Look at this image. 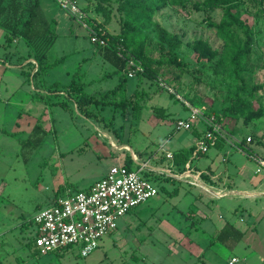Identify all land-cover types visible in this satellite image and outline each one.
<instances>
[{"label":"rangeland","instance_id":"1","mask_svg":"<svg viewBox=\"0 0 264 264\" xmlns=\"http://www.w3.org/2000/svg\"><path fill=\"white\" fill-rule=\"evenodd\" d=\"M201 1L189 0L186 8L169 5L154 17V23L182 39L177 54L188 68L182 74L164 68L157 81L134 74L128 77L127 89L116 101L129 102L139 93L140 117L132 108L90 105L81 110L77 92L65 98L60 93L46 95L55 82L85 84L87 95L99 98L118 84L120 75L108 76L114 68L103 60L83 24L119 33L123 0H79L81 13L76 17L57 0H41L45 17L56 21L57 40L44 61L50 66L35 78L32 65L27 66L31 60L36 62L29 58L30 47L20 38L9 46L0 27V264H229L233 257L238 259L235 264H264V196L241 194L244 189L264 191V171L257 173L255 159L236 148L244 140L258 157L264 156V116L245 123L243 117L224 112L239 93H244L241 97L254 111L264 112V1L240 0L237 8L255 36L250 63L254 71L245 79L246 90L232 68L216 60H198L192 48L196 40L220 52L224 48L208 25L209 19L219 23L223 11H199L195 4ZM148 33L149 51L160 57L154 24ZM65 99L69 111L51 104ZM188 105L203 115L191 130L177 129L178 120L191 118ZM156 108L163 109L165 116L157 117ZM211 112L222 115L221 125L231 137L221 151L211 147L199 157V168L210 162L216 174L230 173L226 179L232 187L226 188L230 183L224 184L221 178L211 179L215 193L206 192L199 201L200 186L191 179L161 173L158 179L150 178L158 195L123 217L118 230L106 236L89 257L82 258L77 250L41 256L29 246L36 231L34 218L56 196L88 188L112 167L133 160L131 150L138 163L155 165L164 153L196 146L203 135L197 133L205 131ZM37 123L48 130L44 142L36 149L23 147ZM168 164L165 159L163 166ZM169 175L172 179H163ZM176 187L178 194L171 197ZM225 192L222 197L215 195ZM227 223L244 233L233 250L212 242Z\"/></svg>","mask_w":264,"mask_h":264},{"label":"trees","instance_id":"2","mask_svg":"<svg viewBox=\"0 0 264 264\" xmlns=\"http://www.w3.org/2000/svg\"><path fill=\"white\" fill-rule=\"evenodd\" d=\"M188 2L189 0H123L119 7V11L123 15L119 33H108L99 25L93 27L98 35L107 42L105 47L96 45L100 49V55L103 60L114 68V72L108 76L111 78L115 74L120 75L118 84L102 95L101 98L87 95L85 92L86 85L75 82L71 85H62L59 82H55L49 86V91L45 94L51 96L53 93H60L65 98L77 92V104L81 110H86L90 105L101 106L102 109L110 106L122 108L123 110L132 108L137 117H140L142 98L140 99L139 93H135L129 102H126V99L117 102L116 99L119 95L125 93L128 77L131 73H134L136 77H144L154 81L160 79L164 68H174L180 74L185 73L188 68L187 64L177 54V50L183 43L182 39L177 34L168 32L158 23H154L153 19L169 5H179L182 8H186ZM239 4L240 0H203L196 3L195 7L199 11H206L207 13L215 10L223 11V16L219 23L209 19L208 25L216 31L218 37L223 41L224 48L221 52L215 50L208 42L202 39L194 41L192 48L198 60H216L218 65L232 68L242 82L243 90H246L245 79L253 74L254 71L253 68L250 69V63L255 36L252 29L237 13ZM153 24L161 42V53L163 54L160 57L152 56L149 51L151 39L148 30ZM0 27L6 31V43L9 46L16 38H20L30 47L29 58L35 60L37 64L29 62L27 66L32 65V76L34 78L43 69L50 66L44 65V61L56 43L57 26L55 20H49L45 17L41 0H0ZM241 33L244 38L240 36ZM242 94L244 93H239L238 97L232 100L231 104L225 109V114L243 117L245 123L260 120L264 116L262 109L254 111L251 104L241 97ZM51 104L69 111L67 99L62 102H52ZM154 113L157 117L165 116V111L161 108L154 109ZM85 115L91 116L88 112ZM208 116L214 117L217 123L223 122L222 115L219 113L211 112ZM47 134L48 132L41 124L37 123L23 147H28L29 149L38 148L44 142ZM227 143L228 140L218 137L215 145L211 147L222 150ZM236 147L250 157L257 155L255 151L247 147L244 140L236 144ZM195 149L196 146H193L174 153L173 163L180 173L184 172V167L191 161ZM261 158L264 159V156ZM131 163V160L126 162L127 166H130ZM201 176L209 180L205 173H202ZM167 179L172 178L168 177ZM178 191L179 188L176 187L169 195L176 197ZM243 237L244 233L235 224L227 223L214 236L212 242L219 243L233 250L242 241ZM28 244L33 246V240L31 239ZM57 253L59 255L62 254Z\"/></svg>","mask_w":264,"mask_h":264},{"label":"built area","instance_id":"3","mask_svg":"<svg viewBox=\"0 0 264 264\" xmlns=\"http://www.w3.org/2000/svg\"><path fill=\"white\" fill-rule=\"evenodd\" d=\"M57 1L60 7L71 16L76 17L81 13L78 7L79 0ZM76 20L82 23L79 19ZM83 26L90 32L93 44L101 47L107 46L106 40L100 37L94 28L86 24ZM29 62L37 64L32 60ZM188 106L191 110V118L178 120L177 129L191 130L193 122L203 115L200 110L191 105ZM205 124L206 129L191 160L200 154H207L211 146L215 145L218 137L226 140L231 137L223 125L215 121L214 117H208ZM250 140L249 138L248 141ZM112 145L116 147L113 143ZM131 154L133 160L127 159L132 161L130 166H127L126 160L124 164L112 167L102 179L89 188L72 191L65 196L55 198L48 208L36 215L33 220L36 231L32 240L37 254L43 256L54 252L64 253L67 250H77L82 258H87L100 247V242L106 236L118 230L119 221L123 217L158 195L159 189L150 178L158 179L161 173L170 174L180 180L202 177V173L194 171L191 161L184 167V172L180 173L174 166L172 152L161 155V161L155 165L149 161L138 163L132 150ZM253 158L258 165L257 173L264 171V159L257 155H253ZM165 159L169 163L167 167L163 166ZM222 161L226 162L227 158H223ZM170 175L168 177H171ZM218 195L222 197L227 193ZM237 262L238 259L233 257L229 264Z\"/></svg>","mask_w":264,"mask_h":264},{"label":"crops","instance_id":"4","mask_svg":"<svg viewBox=\"0 0 264 264\" xmlns=\"http://www.w3.org/2000/svg\"><path fill=\"white\" fill-rule=\"evenodd\" d=\"M46 130V129H45ZM47 132H48V130H46ZM204 133V132H203ZM199 134H200V132L199 133H197V135L199 136ZM200 135H202V133L200 134ZM203 136V135H202ZM196 146H197V144H196ZM179 151V150H178ZM219 151H221V150H219ZM177 151H174V152H172L173 154L174 153H176ZM201 156H203L202 154H200L197 158H194V160H192V162H191V165H192V168L194 169V171H196V172H199V173H205V175L208 177V179L209 180H206V179H204L203 177H200V178H191V180L193 181V182H195V184H197V185H199L200 186V192H199V194H198V197H197V199L199 198V197H201L202 196V198L199 200V201H202L203 200V198H204V195L206 194V192H210V193H215V191H213V188L211 187V184H212V181H211V179H214V180H217V179H219V178H221V179H223V183L225 184V183H227V182H229L228 184L230 185H227L226 186V188L227 187H232V185H233V183H232V181H230L229 179H226V177L228 176V175H230V173H228V172H226V173H223V174H221V173H218V174H216L215 172V170L212 168V163H210V162H208L207 164H205V165H203V168H199L200 167V161H201V158H199V157H201ZM227 160H228V158H227ZM227 162V161H226ZM163 163L165 164V161L163 160ZM108 173V172H107ZM106 173V174H107ZM212 173V174H211ZM105 174V175H106ZM224 174H225V176H224ZM237 174H238V172H237ZM227 175V176H226ZM104 177V176H103ZM102 177V178H103ZM225 177V178H224ZM102 178H100V179H102ZM100 179H98V180H100ZM97 180V181H98ZM97 181H95V182H93L90 186H92L94 183H96ZM215 182V181H214ZM189 184V183H188ZM190 184H191V182H190ZM224 184L222 185V187H224ZM89 186V187H90ZM88 187V188H89ZM243 193H241L242 195H244V196H253V197H261V196H264V191H260V190H258V189H244L243 191H242ZM226 193V192H225ZM225 193H221V194H225ZM200 195V196H199ZM216 196H219L218 194H215ZM222 229V228H221ZM220 229V230H221ZM242 232V231H241ZM242 241H243V239H242ZM241 241V242H242ZM240 242V243H241ZM240 243L238 244V246L240 245Z\"/></svg>","mask_w":264,"mask_h":264}]
</instances>
